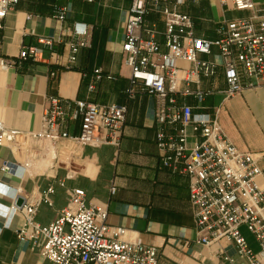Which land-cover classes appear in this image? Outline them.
Segmentation results:
<instances>
[{
    "label": "crops",
    "instance_id": "1",
    "mask_svg": "<svg viewBox=\"0 0 264 264\" xmlns=\"http://www.w3.org/2000/svg\"><path fill=\"white\" fill-rule=\"evenodd\" d=\"M253 1L257 12H264V0ZM172 3L173 0L161 2L162 6ZM131 4L132 0H19L3 20L0 57H16L23 47L39 45L41 37L61 38L54 50H44L41 60H27L19 67L0 65V120L8 127L38 130L42 113L53 98L60 99L63 105L79 99L125 104L127 114L119 145L73 147L71 155L66 152L57 161L45 158L37 149L29 169L20 167L16 174L5 172L1 166L5 160L22 162L23 154L0 146V183L15 192L14 197L0 195V205L14 208L17 197L38 198L53 186L51 202H42L35 216L37 222L48 225L67 205V189L83 188L88 204L108 209L109 224L126 228V239L139 237L160 248L159 264H229L223 252L246 264L233 242L221 240L207 245L199 240L189 177L162 164L163 151L156 141V99L147 92L134 98L126 93L130 69L122 45ZM62 7L67 8L65 21L57 17ZM179 10L192 17L197 36L212 40L219 37L217 30L223 21L252 13L222 0H185ZM148 18L163 27L161 13L152 12ZM75 21L90 25L91 46L81 49L76 63L68 67L66 42L73 38L63 35L61 26L70 27ZM199 59L217 63L216 73L210 78L200 75L199 82L190 86L212 93L201 103L193 96L177 94L178 103L193 106L195 113L211 115L219 108V122L235 146L258 158L263 173L257 182L264 188V87L245 88L226 98L227 83L218 47L214 46L209 54H200ZM179 66L189 68L191 64L181 60ZM96 69H101L104 76L98 81ZM68 130L78 134L80 120H69ZM165 130L174 132L169 126ZM190 133L188 145L192 147L196 137ZM63 144L70 145L68 141ZM21 171L22 177L17 175ZM112 185L116 187L115 194L111 193ZM6 220L0 217V264H54L29 241L19 238L24 226L20 211L16 210L10 225L6 226ZM245 235L257 248L255 238L250 233Z\"/></svg>",
    "mask_w": 264,
    "mask_h": 264
},
{
    "label": "built area",
    "instance_id": "2",
    "mask_svg": "<svg viewBox=\"0 0 264 264\" xmlns=\"http://www.w3.org/2000/svg\"><path fill=\"white\" fill-rule=\"evenodd\" d=\"M162 1L132 0L122 45L130 69L126 93L134 98L147 92L156 99L159 126L156 141L163 151L162 164L189 177L199 240L207 245L221 240L233 242L239 258L246 264H264V188L257 182L263 169L258 158L253 152L235 146L219 122V108L213 115L195 113L193 106L178 103L176 97L193 96L201 103L212 93L199 86L193 89L190 84L199 82L200 75L207 78L215 75L217 63L199 59L200 54L211 53L214 46L222 58L226 98L245 88L264 87V12H257L253 0H222L252 13L223 21L217 30L219 37L212 40L195 34L192 17L179 10L185 0H173L171 5L164 6ZM18 3L19 0H0V31L4 28L3 20ZM66 12V7L60 8L58 19L65 21ZM152 12L162 14V28L148 18ZM61 32L73 38L66 42L70 67L76 63L81 49L91 46V28L86 22L75 21L70 27L61 26ZM59 42L61 38L41 37L39 45L23 47L16 57H0V65L19 67L27 60H41L44 50H54ZM181 60L191 66L181 68ZM95 73L97 81L104 77L101 69ZM126 114L125 104L79 99L63 105L60 99L53 98L36 131L11 128L0 120V146L23 154L22 162L5 160L1 168L10 174H16L20 167L28 170L37 149L45 158L57 161L66 152L71 155L73 147L119 145ZM71 119L80 120L78 134H70L68 130ZM166 126L174 132H167ZM190 131L196 137L192 147L188 145ZM64 141L70 145H64ZM61 185H65L63 181ZM110 190L115 194L116 187L112 185ZM53 192L54 187L50 186L43 196L27 198L22 208H14L24 217L19 238L29 241L54 264H159L160 248L139 237L126 239V228L109 224L108 209L88 204L83 188L67 189L68 203L53 222L48 225L37 222L39 205L50 203ZM242 228L255 238L257 248ZM223 258L229 264H241L226 252Z\"/></svg>",
    "mask_w": 264,
    "mask_h": 264
},
{
    "label": "clouds",
    "instance_id": "3",
    "mask_svg": "<svg viewBox=\"0 0 264 264\" xmlns=\"http://www.w3.org/2000/svg\"><path fill=\"white\" fill-rule=\"evenodd\" d=\"M18 176L22 177V171L17 173ZM0 195L14 197L15 192L7 185L0 183ZM16 212L15 208L5 207L0 205V217H6V226L11 224L12 217Z\"/></svg>",
    "mask_w": 264,
    "mask_h": 264
},
{
    "label": "water",
    "instance_id": "4",
    "mask_svg": "<svg viewBox=\"0 0 264 264\" xmlns=\"http://www.w3.org/2000/svg\"><path fill=\"white\" fill-rule=\"evenodd\" d=\"M26 202V198L23 197H17L15 201V206L18 208H22Z\"/></svg>",
    "mask_w": 264,
    "mask_h": 264
},
{
    "label": "rangeland",
    "instance_id": "5",
    "mask_svg": "<svg viewBox=\"0 0 264 264\" xmlns=\"http://www.w3.org/2000/svg\"><path fill=\"white\" fill-rule=\"evenodd\" d=\"M242 230L244 231V233H248V231L245 228H242Z\"/></svg>",
    "mask_w": 264,
    "mask_h": 264
}]
</instances>
